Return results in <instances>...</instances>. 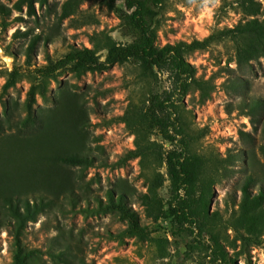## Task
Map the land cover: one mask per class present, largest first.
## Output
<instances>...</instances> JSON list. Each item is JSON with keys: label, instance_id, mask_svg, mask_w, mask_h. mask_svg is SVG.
<instances>
[{"label": "rangeland", "instance_id": "rangeland-1", "mask_svg": "<svg viewBox=\"0 0 264 264\" xmlns=\"http://www.w3.org/2000/svg\"><path fill=\"white\" fill-rule=\"evenodd\" d=\"M256 1L260 12L249 15L245 0H166L157 44L203 40L253 18L264 23V0ZM0 5V264H12L18 247L29 253L26 264H210L212 236L235 264H264V199L254 204L244 192H264L262 51L245 55L244 43L226 37L186 54L210 86L204 96L193 89L174 100L211 194L207 231L196 241L157 218L151 187L166 169L154 154L142 163L132 152L137 143L169 146L139 121L150 94L169 90L166 75L156 78L134 61L81 74L66 69L28 106L34 71L49 58L72 45L93 48L105 35L132 41L107 1ZM14 68L22 70L7 87ZM63 154L86 160L66 163ZM169 183L158 196L169 197ZM119 202L137 212L147 235L130 233Z\"/></svg>", "mask_w": 264, "mask_h": 264}, {"label": "trees", "instance_id": "trees-1", "mask_svg": "<svg viewBox=\"0 0 264 264\" xmlns=\"http://www.w3.org/2000/svg\"><path fill=\"white\" fill-rule=\"evenodd\" d=\"M106 1L109 8L121 19V25L132 37V41L123 43L111 35H105L101 43L93 48L72 45L68 51L56 58H49L46 65L34 71V82L28 91V106L32 107L35 104L38 94L45 95L47 83L51 77L56 78L66 69L81 74L88 71L107 70L117 64L134 61L156 78L158 74L166 75L169 90L150 94L147 107L142 110L139 121L142 131L146 134L157 133L169 146L161 144L160 149L156 150L154 147L157 143L151 145L152 147L137 143V149L132 152L141 156L142 163L150 160L154 154L155 161L160 163L161 168L166 169L165 174L158 171L151 187L158 208L157 218L170 219L177 233L193 235L194 239L199 241V236H203L207 231L208 204L211 194L209 187L203 181L202 157L191 151L193 138L188 133L186 123L182 120L174 100L187 95L193 89L200 91L204 96L210 93V86L207 81L197 75V68L187 59L186 54L207 49L217 41L233 37L238 43L245 44L241 48L245 55L260 51L262 52L258 55H264V23H260L258 18H253L241 28L213 32L203 40L195 39L191 42L181 41L159 46L157 44L158 25L166 0ZM256 3V0H245L249 15L260 12V7H255ZM2 8L4 7L0 5L1 12ZM102 50L106 52L104 56L100 54ZM19 70L22 68H14L11 72L7 87L15 84L16 77L20 74ZM28 72L31 73L30 70ZM254 105L261 106L259 103ZM136 133L138 138L140 132ZM154 150L157 153H154ZM58 159L66 163H80L86 160L74 154H63ZM166 181L170 182L167 199L158 196V190ZM244 192L245 197L254 204L263 203V190L253 197H250L248 187L244 188ZM146 197L150 200L148 194ZM117 208L129 220V231L132 235L149 233L140 225L137 212L130 206L119 202ZM212 239L210 264H235L217 238L212 236ZM28 254L18 247L12 264H26Z\"/></svg>", "mask_w": 264, "mask_h": 264}, {"label": "bare ground", "instance_id": "bare-ground-1", "mask_svg": "<svg viewBox=\"0 0 264 264\" xmlns=\"http://www.w3.org/2000/svg\"><path fill=\"white\" fill-rule=\"evenodd\" d=\"M8 60L12 61V58L10 56H7Z\"/></svg>", "mask_w": 264, "mask_h": 264}]
</instances>
